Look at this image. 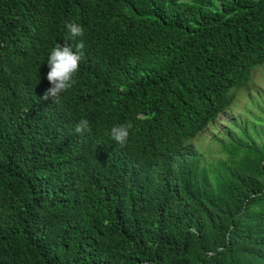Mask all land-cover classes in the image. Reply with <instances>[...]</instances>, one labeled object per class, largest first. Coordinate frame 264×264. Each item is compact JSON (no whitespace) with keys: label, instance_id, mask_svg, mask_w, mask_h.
Returning a JSON list of instances; mask_svg holds the SVG:
<instances>
[{"label":"trees","instance_id":"trees-1","mask_svg":"<svg viewBox=\"0 0 264 264\" xmlns=\"http://www.w3.org/2000/svg\"><path fill=\"white\" fill-rule=\"evenodd\" d=\"M262 67L264 0H0V264H264V145H196Z\"/></svg>","mask_w":264,"mask_h":264},{"label":"rangeland","instance_id":"rangeland-1","mask_svg":"<svg viewBox=\"0 0 264 264\" xmlns=\"http://www.w3.org/2000/svg\"><path fill=\"white\" fill-rule=\"evenodd\" d=\"M232 123L239 137L244 132L252 142L264 145V67L254 72L249 87L237 92L233 106L200 135L196 145L209 155L207 163L221 156L214 141L221 140Z\"/></svg>","mask_w":264,"mask_h":264},{"label":"clouds","instance_id":"clouds-1","mask_svg":"<svg viewBox=\"0 0 264 264\" xmlns=\"http://www.w3.org/2000/svg\"><path fill=\"white\" fill-rule=\"evenodd\" d=\"M66 28L71 38H82L84 36L83 27L75 22H68ZM84 42L81 39L76 45L77 51L74 52L71 47L57 44L54 47L47 61L49 71L47 73V80L51 84L42 99L47 101L52 99L55 104L60 102V97L63 92L69 90L75 83V74L79 71V62L81 55L80 50L84 48ZM89 121L82 118L75 127V132L83 134L89 129ZM133 128V123L128 121L124 124L115 125L110 129L111 139L121 147L125 146L130 136V130Z\"/></svg>","mask_w":264,"mask_h":264}]
</instances>
